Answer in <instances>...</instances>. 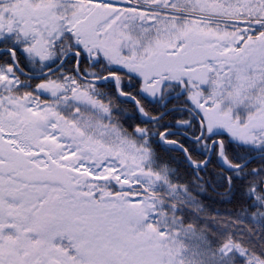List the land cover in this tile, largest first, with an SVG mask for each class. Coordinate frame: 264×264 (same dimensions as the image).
Wrapping results in <instances>:
<instances>
[{"label": "snow or ice", "instance_id": "1", "mask_svg": "<svg viewBox=\"0 0 264 264\" xmlns=\"http://www.w3.org/2000/svg\"><path fill=\"white\" fill-rule=\"evenodd\" d=\"M0 264H264V0H0Z\"/></svg>", "mask_w": 264, "mask_h": 264}]
</instances>
